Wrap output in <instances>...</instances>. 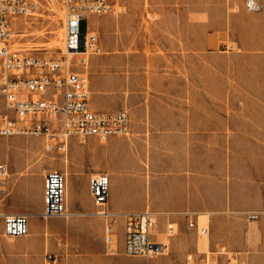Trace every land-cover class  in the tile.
<instances>
[{
  "label": "crops",
  "instance_id": "1",
  "mask_svg": "<svg viewBox=\"0 0 264 264\" xmlns=\"http://www.w3.org/2000/svg\"><path fill=\"white\" fill-rule=\"evenodd\" d=\"M256 1L259 9L248 11L245 0H214L220 11L227 12L221 25L229 27L231 41L241 47L247 60L238 85L229 86L214 77L205 82L199 53L180 54L181 69L190 59L196 60L190 67L192 82L171 75L177 59L172 54L151 56V74L161 75L160 82H131L134 77L125 76L99 81L105 92L91 90V109L126 112L130 137L92 139L84 148L70 142L69 162L62 170L67 215L49 218V226L64 219L70 234L78 232V225L84 235L100 237L103 223L95 215L89 180L106 173L108 211L119 219L121 230L124 215L145 210L159 214L160 232L168 221L177 225V235L168 241L172 251L168 264H185V251L199 256L198 246L216 250L218 242L249 254L245 257L249 264H264V217L243 229L232 215L239 209H264V90L258 77L264 68L251 67V60L264 59V0ZM119 84L131 88L132 94L117 105L105 102L124 98ZM25 188L31 200L42 202V187L38 189L30 180ZM188 221L206 225L211 232L206 244L195 229L187 228ZM89 246H102L101 239ZM126 260L108 258L103 264L137 262Z\"/></svg>",
  "mask_w": 264,
  "mask_h": 264
},
{
  "label": "rangeland",
  "instance_id": "2",
  "mask_svg": "<svg viewBox=\"0 0 264 264\" xmlns=\"http://www.w3.org/2000/svg\"><path fill=\"white\" fill-rule=\"evenodd\" d=\"M38 10L31 17L23 18L18 26L20 34L15 39L14 47L25 54L43 58H58L64 55V38L61 36L64 29V9L62 0H37ZM226 2V1H225ZM228 3V1H227ZM226 3V4H227ZM225 4V5H226ZM219 4L214 0H113V10L102 15H91L88 21L82 23V34L89 31L97 36L101 52L97 55H88L86 65L80 61L84 56L67 55L77 66L74 71L87 79L91 90H102L100 80L104 77L125 76L146 84L160 82V76L151 74V56H163L172 54L177 59L172 62V76L184 77L192 82L191 66H195V59L189 60L185 68L181 69L180 54L199 53L203 56L199 61V71L205 78V82L211 78H219L220 82L229 86H236L243 79V70L246 59L242 57L244 51L229 37V27L221 25V18L226 19V11H220ZM61 31V32H60ZM251 67L255 70H263L264 59L251 60ZM138 70V71H137ZM181 71V73H180ZM264 72V70H263ZM261 79L264 90V73L258 76ZM148 80V81H147ZM101 89V90H100ZM119 94L124 98L112 97L105 99L109 104L117 105L132 94L131 88L125 84H119ZM151 93V89L148 90ZM0 102V110H1ZM129 130V129H128ZM130 131V130H129ZM128 138L130 134L119 136ZM50 144L42 136H14L0 137V163L7 165L8 175L0 188V214L8 213H40L42 202L36 203L29 196V189L25 183L35 184L38 189L43 188V176L49 170H57L63 173L64 166L69 162L70 150H44V144ZM75 145L84 148L76 140ZM67 144V147L71 143ZM82 161V154H78ZM46 171V172H45ZM97 208V207H96ZM241 221L243 229L251 227L264 217V209L257 211L252 209H239L232 214ZM253 215L254 218H250ZM49 220H34V225L39 229H29L26 237L14 239L2 235L0 218V264H103L108 258L127 259L137 261L135 264H168L172 257V251L166 260H145L142 257H126L121 254L124 227L119 219H115L114 239L119 253L117 256L105 254L103 246L105 219L102 218V232L98 235L87 236L76 227L77 233L67 232L64 219H59L60 224L49 225ZM54 220V219H52ZM194 222V221H193ZM199 226L206 227L199 222ZM245 231V230H243ZM211 237H199L206 241ZM101 239L102 246H89ZM222 246L229 253H239L242 260L249 254L243 251L233 250L228 246ZM38 244L39 246H32ZM92 249H100L97 253ZM209 246H198V252L210 253L216 251ZM190 251H185V256ZM157 258V259H161ZM169 258V259H167ZM225 261V256L218 257ZM155 260V259H154ZM231 264H235L232 262Z\"/></svg>",
  "mask_w": 264,
  "mask_h": 264
},
{
  "label": "built area",
  "instance_id": "3",
  "mask_svg": "<svg viewBox=\"0 0 264 264\" xmlns=\"http://www.w3.org/2000/svg\"><path fill=\"white\" fill-rule=\"evenodd\" d=\"M64 9V55L43 58L20 52L14 47L18 26L23 18L38 10L37 0H0V137L42 136L46 152L53 148L64 150L76 140L87 145L96 139L127 135L126 112H96L90 107V90L87 79L74 71L75 61L67 55H97L101 52L97 36L86 29L81 38L83 21L91 15H102L113 10V0H62ZM248 11H257L256 0H245ZM8 175L7 165L0 163V188ZM109 178L106 173L93 175L89 180V193L97 211L105 219L103 246L105 254L117 256L119 249L114 239L115 218L108 211ZM42 211L38 218L65 217L66 178L57 170L43 176ZM158 215L151 210L123 216V241L121 254L154 260L170 252L169 239L178 233L175 223L168 221L163 232L158 226ZM2 235L23 238L29 234V215L26 213L1 214ZM250 218H254L253 215ZM187 228L206 237L209 230L188 221ZM225 256V261L218 257ZM245 264L239 253H229L220 246L208 254H187L185 264Z\"/></svg>",
  "mask_w": 264,
  "mask_h": 264
},
{
  "label": "bare ground",
  "instance_id": "4",
  "mask_svg": "<svg viewBox=\"0 0 264 264\" xmlns=\"http://www.w3.org/2000/svg\"><path fill=\"white\" fill-rule=\"evenodd\" d=\"M23 21H24V19H23ZM61 32V31H60ZM18 36H20V34H14L13 36H12V38L15 40L16 38H18ZM61 36L64 38V36H65V31H64V29L62 30V33H61ZM82 65L83 66H85L86 65V59H85V61L84 62H82ZM64 150H66V148H64ZM6 179V178H5ZM1 215V214H0ZM28 215H29V221H30V227L33 229V228H35V229H39L40 228V226H37V225H34V220H37L38 219V215H39V213H28ZM39 220V219H38ZM47 219H45L44 221H46ZM45 227H52V228H54V226H49L48 225V223H46V225H45Z\"/></svg>",
  "mask_w": 264,
  "mask_h": 264
}]
</instances>
